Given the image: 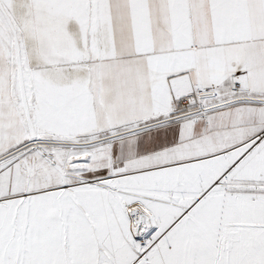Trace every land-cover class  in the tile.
<instances>
[{"label": "snow or ice", "instance_id": "6c2138e0", "mask_svg": "<svg viewBox=\"0 0 264 264\" xmlns=\"http://www.w3.org/2000/svg\"><path fill=\"white\" fill-rule=\"evenodd\" d=\"M0 264H264V0H0Z\"/></svg>", "mask_w": 264, "mask_h": 264}]
</instances>
